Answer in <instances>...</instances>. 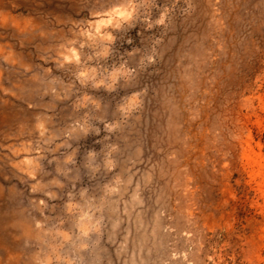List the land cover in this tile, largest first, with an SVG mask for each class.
Masks as SVG:
<instances>
[{"label":"rangeland","instance_id":"374dc122","mask_svg":"<svg viewBox=\"0 0 264 264\" xmlns=\"http://www.w3.org/2000/svg\"><path fill=\"white\" fill-rule=\"evenodd\" d=\"M0 264H264V0H0Z\"/></svg>","mask_w":264,"mask_h":264},{"label":"clouds","instance_id":"9594fccd","mask_svg":"<svg viewBox=\"0 0 264 264\" xmlns=\"http://www.w3.org/2000/svg\"><path fill=\"white\" fill-rule=\"evenodd\" d=\"M96 15H97V16H100V15H101V13L97 12V13H96Z\"/></svg>","mask_w":264,"mask_h":264}]
</instances>
